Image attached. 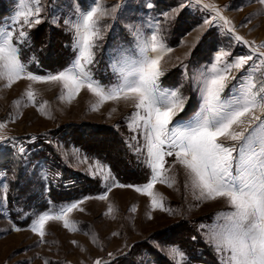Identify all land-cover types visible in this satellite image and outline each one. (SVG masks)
Masks as SVG:
<instances>
[{
	"label": "rangeland",
	"instance_id": "374dc122",
	"mask_svg": "<svg viewBox=\"0 0 264 264\" xmlns=\"http://www.w3.org/2000/svg\"><path fill=\"white\" fill-rule=\"evenodd\" d=\"M104 2L109 7L120 3L122 8L115 21H104L111 27L99 42L94 77L106 85L115 82L110 61L118 46L131 47L128 42L133 37L128 25L151 35L152 26L159 23L161 40L172 49L161 60L165 73L161 83L165 88H180L187 97L178 119L191 117L200 107V94L191 79L193 72L210 65L221 48L230 49L233 56L249 52L246 45L235 41L222 22L200 27L211 16L200 6L189 5V0ZM204 2L217 5L222 15L233 21L236 34L255 42L252 47L264 43V6L258 0ZM42 3L43 22L29 30L31 43L22 46V59L29 71L55 74L74 59L73 35L64 20L75 18L74 10L82 0ZM181 3L186 6L165 20L162 14L179 8ZM16 9L17 0H0V24H11ZM54 17L57 23H52ZM53 40L57 42L54 44ZM259 51L264 52V48ZM29 86L36 94L37 104L28 103L25 107L24 97L21 105L15 107L13 101L21 99ZM60 95L61 87L55 83L20 80L9 89L0 82V121L7 122L0 130L4 137L0 140V183L9 185L7 210L0 213V264H94L96 260L100 264H174L169 253L173 246L186 254L185 264H219L200 225L213 223L216 214L228 206L223 200L195 199L190 186L185 188V170L174 156L166 157L165 165L170 168L166 177L176 181L173 187L163 183L154 187V192L163 197L165 209H172V214L159 208L153 210L150 197L133 188H113L106 200L84 199L105 191L101 178L92 174L94 169L90 165L94 161L107 165L119 183L148 182L143 157H138L126 143L132 135L127 117L134 108L131 102L121 99L107 101L93 111L98 98L86 88L71 102L67 98L60 100ZM44 101L48 103L43 112L38 111ZM20 147L25 149L24 153L19 152ZM82 184L98 189L97 193L75 198L71 190ZM82 199L79 208L83 211L76 209L69 214L71 220L79 222V231L70 232L58 221L46 225L43 241L30 231L32 219L47 210L49 202L61 205ZM110 205L113 211L108 213ZM133 207L135 211L131 210ZM12 224L22 230H11ZM179 231L186 234L181 243L174 236Z\"/></svg>",
	"mask_w": 264,
	"mask_h": 264
},
{
	"label": "snow or ice",
	"instance_id": "6c2138e0",
	"mask_svg": "<svg viewBox=\"0 0 264 264\" xmlns=\"http://www.w3.org/2000/svg\"><path fill=\"white\" fill-rule=\"evenodd\" d=\"M258 2L264 6V0ZM191 4L200 6L211 16L206 17L200 27L222 22L235 41L246 45L249 52L233 56L230 49L221 48L210 65L193 72L191 79L201 103L199 110L187 119L177 118L185 109L187 97L180 88H165L161 83L165 74L161 60L163 54L172 49L161 40L159 23L152 26L151 35L128 25L133 37L128 42L131 47L118 46L110 61L115 82L106 85L94 77L99 42L111 27L104 21L117 19L122 8L120 3L109 7L104 0H82L74 10L75 18L64 20L73 35L74 59L55 74L38 75L29 71L24 63L22 46L31 43L29 30L43 22L45 8L42 0H17L11 24H0V82L9 89L20 80L59 84L61 95L58 98H67L69 102L86 88L98 98L93 111L107 101L131 102L134 111L127 117V123L132 135L126 143L138 157H143L148 182L142 185L119 183L107 165L94 161L90 165L94 169L92 174L101 178L105 191L84 199L106 200L113 188H133L150 197L153 210L159 208L172 214V209H165L163 197L154 192V187L157 183L173 187L176 181L166 177L170 168L165 165L168 164L166 157L174 156L175 162L185 170V188L190 186L195 199L223 200L228 206L216 214L213 223L200 225L205 230L206 242L217 253L219 264H264V52L259 51L264 43L252 47L255 42L236 34L233 21L222 15L217 5L204 0H189ZM185 6L181 3L179 8L162 15L168 20ZM52 23H57L55 17ZM233 71L240 74L232 75ZM24 97L25 107L28 103L37 104L36 94L29 86L13 105L19 107ZM47 103L39 104L37 110L43 112ZM10 119L15 117L10 116ZM6 123L0 121V130ZM3 139L0 136V140ZM19 152L24 153L25 149L20 147ZM8 193L9 185L0 183V213L7 210ZM83 202V199L61 205L49 202L51 206L32 219L30 231L41 241L50 221L62 222L70 232L79 231V222L71 220L69 214L76 209L83 211L79 208ZM112 211L110 205L108 213ZM11 230L22 229L12 224ZM169 253L174 264H185L187 256L181 249L173 246Z\"/></svg>",
	"mask_w": 264,
	"mask_h": 264
},
{
	"label": "trees",
	"instance_id": "16d2710c",
	"mask_svg": "<svg viewBox=\"0 0 264 264\" xmlns=\"http://www.w3.org/2000/svg\"><path fill=\"white\" fill-rule=\"evenodd\" d=\"M40 32H41V30H40ZM38 37H39V35L37 36V39H38ZM53 37L56 38L55 34L53 35ZM56 42H57V40H53V43L54 44ZM58 55L59 54H57V56ZM72 189H74V190H71L72 191L71 194H74L75 198H77L79 196H86V195L96 194L97 191H98V189H91V187L90 186H87V184L86 185L85 184H82L79 187L76 186V187H74ZM174 236H175V240L178 241V243H181V240L182 239H185L186 234L184 235V234H182V231H179V232L175 233ZM158 264H167V263L159 262Z\"/></svg>",
	"mask_w": 264,
	"mask_h": 264
},
{
	"label": "built area",
	"instance_id": "2783aa9c",
	"mask_svg": "<svg viewBox=\"0 0 264 264\" xmlns=\"http://www.w3.org/2000/svg\"><path fill=\"white\" fill-rule=\"evenodd\" d=\"M119 2L125 1V0H118Z\"/></svg>",
	"mask_w": 264,
	"mask_h": 264
}]
</instances>
